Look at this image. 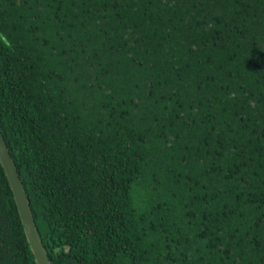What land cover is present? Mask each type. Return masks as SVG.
Segmentation results:
<instances>
[{"label":"trees","instance_id":"1","mask_svg":"<svg viewBox=\"0 0 264 264\" xmlns=\"http://www.w3.org/2000/svg\"><path fill=\"white\" fill-rule=\"evenodd\" d=\"M0 131L51 264H264V0H0Z\"/></svg>","mask_w":264,"mask_h":264},{"label":"water","instance_id":"2","mask_svg":"<svg viewBox=\"0 0 264 264\" xmlns=\"http://www.w3.org/2000/svg\"><path fill=\"white\" fill-rule=\"evenodd\" d=\"M0 161L14 193L18 211L24 226L36 264H51L46 247L41 239L33 212L31 202L25 190L22 178L10 153L9 147L0 131Z\"/></svg>","mask_w":264,"mask_h":264}]
</instances>
